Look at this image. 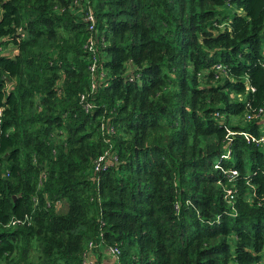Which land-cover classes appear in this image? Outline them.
Instances as JSON below:
<instances>
[{
	"label": "trees",
	"instance_id": "trees-1",
	"mask_svg": "<svg viewBox=\"0 0 264 264\" xmlns=\"http://www.w3.org/2000/svg\"><path fill=\"white\" fill-rule=\"evenodd\" d=\"M73 1L0 0V264H264V0Z\"/></svg>",
	"mask_w": 264,
	"mask_h": 264
},
{
	"label": "built area",
	"instance_id": "built-area-1",
	"mask_svg": "<svg viewBox=\"0 0 264 264\" xmlns=\"http://www.w3.org/2000/svg\"><path fill=\"white\" fill-rule=\"evenodd\" d=\"M75 2L78 4L77 9L80 12H82V14H83V19L86 21L87 28L93 29L94 31H96L95 25H94L95 17H94V13H93L92 9L90 7L87 8L84 5H82L80 0H74L73 4ZM18 32L21 34L22 37L24 36L22 29H19ZM12 40H13V38L10 36H0V53L2 50H5L6 51L5 54H7V55H13L17 52L16 46L13 44ZM5 43L7 44V47H4ZM85 45H86L87 50L89 52V61L91 63L90 69L93 70L94 69L93 64H94L95 58H96V52H95L96 40L94 41L93 35H90L88 37ZM217 66L220 67L219 64ZM250 89H253V88H250ZM2 113H3V106L0 105V116H2ZM263 115H264V101H263V104L260 105L259 107L252 109L251 111H248L245 115V118L246 119H252L255 117H261L262 118ZM243 134L248 140L255 139V137L251 136L247 132H243ZM258 140L264 141V136H260L258 138ZM223 155H226V154H223ZM108 159H109V154L107 152L100 154L94 161V170L97 171L100 168L105 167L106 164L109 162ZM222 172L224 173L225 177H227V179L229 181L234 180L236 178V176L238 175V170L235 167L223 168ZM236 190H237V188L232 183L223 185L224 197L229 202H232V200L234 199ZM28 218H29V216L26 214H24V216H11L9 218V220L6 222V225H9V226L22 225L23 223H25L28 220ZM91 247H93V244L89 243V248H91ZM105 248H106L105 249L106 252L108 254H110L115 260L118 259L119 250L117 249V247L107 246ZM84 256H85V258H84L85 264H92L93 263L94 260L92 259L91 255L89 256L87 253H85Z\"/></svg>",
	"mask_w": 264,
	"mask_h": 264
},
{
	"label": "rangeland",
	"instance_id": "rangeland-1",
	"mask_svg": "<svg viewBox=\"0 0 264 264\" xmlns=\"http://www.w3.org/2000/svg\"><path fill=\"white\" fill-rule=\"evenodd\" d=\"M73 6H74L75 8H77L78 4L75 2V3L73 4ZM234 7H235V6L232 5V6H228V7H225V8H226V10H227L228 12H230L232 9H234ZM4 47H7V44H6V43L4 44ZM262 49H264V43H262ZM5 53H6L5 50H2V51H1V54H5ZM231 119L233 120L234 123H239L241 120H243V118H241V117H240V119H239L238 117H237V119H235L234 117H232ZM261 129L264 131V124L261 125ZM99 251H100V249H99ZM91 257H92L93 260H95V256L92 255ZM90 260H91V259H90Z\"/></svg>",
	"mask_w": 264,
	"mask_h": 264
},
{
	"label": "crops",
	"instance_id": "crops-1",
	"mask_svg": "<svg viewBox=\"0 0 264 264\" xmlns=\"http://www.w3.org/2000/svg\"><path fill=\"white\" fill-rule=\"evenodd\" d=\"M261 122H262V125L264 124V115H263V117L261 118V120H260ZM101 251H102V254H101V256H102V264H105L106 262H108L109 264H112V256L110 255V254H108L107 252H106V248H105V246H101ZM107 263V264H108Z\"/></svg>",
	"mask_w": 264,
	"mask_h": 264
}]
</instances>
